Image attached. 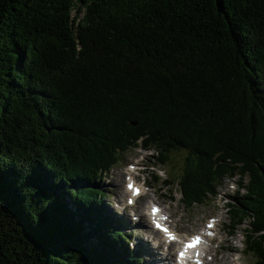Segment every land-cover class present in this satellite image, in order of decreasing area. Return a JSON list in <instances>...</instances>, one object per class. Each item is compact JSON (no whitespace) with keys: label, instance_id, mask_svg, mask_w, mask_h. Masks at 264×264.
<instances>
[{"label":"trees","instance_id":"trees-1","mask_svg":"<svg viewBox=\"0 0 264 264\" xmlns=\"http://www.w3.org/2000/svg\"><path fill=\"white\" fill-rule=\"evenodd\" d=\"M140 146L189 209L248 177L264 264V0H0V264H139L101 184Z\"/></svg>","mask_w":264,"mask_h":264},{"label":"rangeland","instance_id":"rangeland-1","mask_svg":"<svg viewBox=\"0 0 264 264\" xmlns=\"http://www.w3.org/2000/svg\"><path fill=\"white\" fill-rule=\"evenodd\" d=\"M143 152L144 149L138 147L125 153L101 184V188L107 194H111L110 197L104 199L103 205L111 216L121 221L123 231L127 228V231L124 232L130 236L132 250L139 247L144 253L143 255L149 253L148 257L150 255L155 257L156 253L160 254V250L153 248L155 244H148L147 233H149L150 226L147 227L148 223L145 218L141 219V223L138 221L134 223L132 218L133 216L139 218L147 213L151 204L157 202L162 207L166 218L170 219L168 224L172 227L176 226L181 238L187 239L198 234L201 230L210 234V238L205 244L210 264H252L254 257L245 251V234L246 229L249 228V221L244 222L237 230H233L230 227L232 222L226 200L222 199L226 195H234L233 187L237 185L238 188L237 180L235 178L224 179L221 187L217 190L219 196L210 198L202 206H194L189 209L183 205L182 195L177 186L178 176L182 174L184 167L186 153L184 151L174 152L170 156V163L164 166L157 160L158 154L155 151L148 154ZM130 174L135 179V184L144 191V196L136 202L134 207L128 208L127 204L130 203L131 195V191L128 189ZM170 179L174 183L166 185L165 181ZM248 181L249 178H245L246 184ZM117 186H119V190L116 188ZM118 208L125 209V211L118 213ZM207 223H213V231H206ZM173 254L175 255L174 251ZM147 256L145 258L141 256L142 262L139 264H150L145 260L148 259ZM162 257L165 258L163 255Z\"/></svg>","mask_w":264,"mask_h":264},{"label":"bare ground","instance_id":"bare-ground-1","mask_svg":"<svg viewBox=\"0 0 264 264\" xmlns=\"http://www.w3.org/2000/svg\"><path fill=\"white\" fill-rule=\"evenodd\" d=\"M229 176H230V174H229ZM130 182H129V184H133L134 183V180H133V178H132V174H130ZM135 186V185H134ZM136 187H138V188H135V190H138V192H143L142 191V189H141V187H139V186H137L136 185ZM118 190H119V186H117L116 187ZM134 191V190H133ZM136 192V191H135ZM132 198L133 199H136L135 198V195H133L132 196ZM131 199V198H130ZM151 209L152 208H150V210L148 209L147 210V213H144L143 215H141V216H139V220H138V223H141L140 221H141V219H144L145 218V220L147 219V218H150L151 220H153V218L155 217V218H159V219H162L161 217H165L164 215H163V213H161V214H159V215H157V216H153L152 215V213H151ZM151 229V228H150ZM129 231V230H128ZM177 236V240L176 241H174V242H171L169 245V249H168V256L169 257H174L173 256V251L176 249V247H177V245H176V243L177 242H179V237H178V235H176ZM150 242H152V245H153V241H152V239L150 238V240H149ZM148 241V242H149ZM140 244V243H139ZM136 245V244H135ZM174 245H176V247H174V248H171V246L173 247ZM156 246V244L154 245V247ZM160 253V257H156V258H154V257H152V255H150L149 256V262L148 263H150V264H167L168 262H169V258L168 257H166V259L165 258H163L162 257V255L161 254H163L164 252H159ZM151 254V253H150ZM147 255H149V253L147 254ZM154 258V259H153ZM162 262V263H161Z\"/></svg>","mask_w":264,"mask_h":264},{"label":"snow or ice","instance_id":"snow-or-ice-1","mask_svg":"<svg viewBox=\"0 0 264 264\" xmlns=\"http://www.w3.org/2000/svg\"><path fill=\"white\" fill-rule=\"evenodd\" d=\"M134 191H136V194L137 195L139 194L138 190H135L134 189ZM152 215L153 216L159 215V209H156L154 207L153 210H152ZM161 218L162 219H166V217H161ZM154 223H155L157 229H159L160 231H163L166 235H168L169 239H175V237H173L171 235V233H169L168 229L163 228V226L159 222L154 221ZM208 226H209V228H211L212 227V224H209ZM200 242H201L200 241V238L199 237H195L190 244H188V245L185 246V248L187 250L188 248L196 247ZM185 255H186V251L185 252H181L180 253L181 259L185 258Z\"/></svg>","mask_w":264,"mask_h":264},{"label":"clouds","instance_id":"clouds-1","mask_svg":"<svg viewBox=\"0 0 264 264\" xmlns=\"http://www.w3.org/2000/svg\"><path fill=\"white\" fill-rule=\"evenodd\" d=\"M122 211H125V209H119V208L117 209V212H118V213H120V212H122ZM132 218H133V222L135 223L137 217L133 216Z\"/></svg>","mask_w":264,"mask_h":264}]
</instances>
